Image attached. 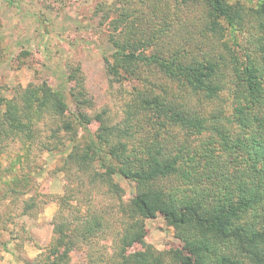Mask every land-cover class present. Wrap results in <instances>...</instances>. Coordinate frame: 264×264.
I'll return each instance as SVG.
<instances>
[{
  "label": "trees",
  "instance_id": "16d2710c",
  "mask_svg": "<svg viewBox=\"0 0 264 264\" xmlns=\"http://www.w3.org/2000/svg\"><path fill=\"white\" fill-rule=\"evenodd\" d=\"M245 1L252 4L183 0L198 9V36L186 33L179 46L142 43L129 34L112 39L116 74L144 71L167 83L157 93H140L136 109L148 116L150 130L111 125L97 114L85 149L66 160L114 192L122 191L115 176L134 183V196L119 198L125 222L111 264H264V0ZM227 30L235 39L248 34L246 53L226 42L227 54L220 52L216 41ZM224 91L228 105L214 109ZM60 102L45 84L15 87L11 98L0 97V141L29 140L43 112L59 114ZM75 119L84 125L86 114L78 111ZM61 124L74 130L69 119ZM157 213L174 228L181 248L128 251L146 234L143 220ZM88 228L103 223L94 218ZM86 229L79 233L88 237ZM65 230L63 223L54 225L47 257L53 264H66L79 242V234Z\"/></svg>",
  "mask_w": 264,
  "mask_h": 264
},
{
  "label": "rangeland",
  "instance_id": "374dc122",
  "mask_svg": "<svg viewBox=\"0 0 264 264\" xmlns=\"http://www.w3.org/2000/svg\"><path fill=\"white\" fill-rule=\"evenodd\" d=\"M182 1L0 0V97L11 98L19 85L43 84L61 97L55 111L59 114L43 112L29 140L0 141V264H53L47 257L58 223L65 224L69 234L80 235L66 264H111L117 256L125 222L119 198L128 202L134 183L115 176L122 191L114 192L66 160L73 150L85 149L98 126L97 114L111 125L150 130L148 116L136 109L140 93H157L167 81L144 71L137 76L116 74L110 66L112 39L129 34L142 43L179 46L186 33L198 36V9ZM232 35L227 30L216 41L223 54L224 42L241 55L252 46L248 34L237 33L236 39ZM228 103L224 91L211 106ZM78 111L86 114L85 126L75 119ZM63 117L74 130L63 128ZM94 218L103 228L86 229ZM143 224L145 236L128 251L148 245L159 251L181 248L174 228L160 213ZM85 229L88 237L79 233Z\"/></svg>",
  "mask_w": 264,
  "mask_h": 264
}]
</instances>
